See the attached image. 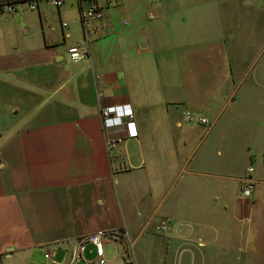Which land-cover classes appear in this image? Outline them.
<instances>
[{"label":"crops","instance_id":"0c3cea01","mask_svg":"<svg viewBox=\"0 0 264 264\" xmlns=\"http://www.w3.org/2000/svg\"><path fill=\"white\" fill-rule=\"evenodd\" d=\"M97 1L107 26L78 61V0L0 15V264L112 229L133 246L105 241V264H264V0ZM122 104L136 138L103 128ZM95 261L90 244L78 264Z\"/></svg>","mask_w":264,"mask_h":264},{"label":"built area","instance_id":"2783aa9c","mask_svg":"<svg viewBox=\"0 0 264 264\" xmlns=\"http://www.w3.org/2000/svg\"><path fill=\"white\" fill-rule=\"evenodd\" d=\"M107 5L117 3L119 0H105ZM66 0H0V15L1 14H15L18 6L27 3L30 10H37L41 3H48L54 6L56 9H60ZM79 5V20L84 33V44L74 45L68 49L69 57L72 61H78L90 56L89 41L90 37L96 36L107 24H104L106 20L104 6L97 0H78ZM103 23V24H102ZM64 27H67V23H63ZM91 35V36H90ZM184 116L189 121H196L201 125L208 128L212 125L209 120L203 116H197L193 112L186 111ZM100 117L102 125L105 131H108L114 127H123L127 132L126 138H136L138 132L135 125L134 111L129 104H122L116 106H104L100 110ZM126 138L120 137H107L106 144L108 149L115 148L121 145ZM252 171V169H249ZM253 183L251 181H245L242 186L243 195L250 197L252 194ZM178 229L177 223L171 217L162 218L155 226L156 232L159 234H168L169 232ZM119 238L125 239L129 249H132L133 242L130 234L127 230H99L91 235L82 236L78 238L73 246L66 250V254L62 261L57 262L55 257L57 255V249H47L45 252L46 264H78L83 260V254L88 245L95 247V259L97 264H105L106 259L104 257V242H114Z\"/></svg>","mask_w":264,"mask_h":264},{"label":"rangeland","instance_id":"374dc122","mask_svg":"<svg viewBox=\"0 0 264 264\" xmlns=\"http://www.w3.org/2000/svg\"><path fill=\"white\" fill-rule=\"evenodd\" d=\"M197 116H199V114H197ZM190 122H194V123H198V122H196V121H190ZM209 122L210 123H212V121H210L209 120ZM199 124V123H198ZM213 124V123H212ZM205 128V127H204ZM207 128V127H206ZM212 138V136L211 137H209L208 139H211ZM250 167H253L255 170H256V172H258V171H261V170H264V165H262V164H259L258 162H253L252 164H250ZM165 198H166V194L164 195V198H163V200H165ZM103 246H105V244H103Z\"/></svg>","mask_w":264,"mask_h":264}]
</instances>
